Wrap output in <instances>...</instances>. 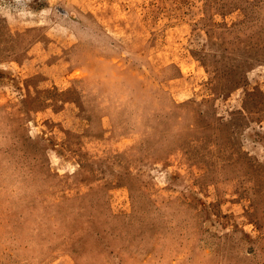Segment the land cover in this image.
I'll use <instances>...</instances> for the list:
<instances>
[{"label": "rangeland", "instance_id": "rangeland-1", "mask_svg": "<svg viewBox=\"0 0 264 264\" xmlns=\"http://www.w3.org/2000/svg\"><path fill=\"white\" fill-rule=\"evenodd\" d=\"M0 264H264V0H0Z\"/></svg>", "mask_w": 264, "mask_h": 264}]
</instances>
